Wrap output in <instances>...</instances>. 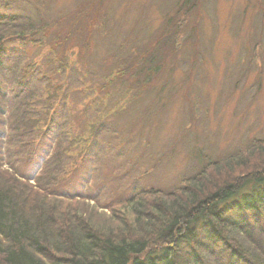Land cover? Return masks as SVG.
<instances>
[{"label":"trees","instance_id":"16d2710c","mask_svg":"<svg viewBox=\"0 0 264 264\" xmlns=\"http://www.w3.org/2000/svg\"><path fill=\"white\" fill-rule=\"evenodd\" d=\"M188 1L170 16L174 25L151 37L153 43L138 44V56L135 51L124 52L123 59L119 53L107 56L109 66L104 63L100 74L105 87L136 97L157 79L167 84L170 71L164 75L161 65L172 55L169 48L178 47L180 32L172 29L184 26L177 16ZM36 2L0 0V9L28 19L17 32L0 31V264H264V137L207 161L171 188H132L105 207L95 204L100 196L92 192L61 190L63 178L74 172L68 173L72 161L66 155L74 142L65 138L62 85L53 84L69 69L63 54L86 49L89 35L101 27V11L93 9L94 0H76L74 9L55 20L63 22L60 28L52 30V23L41 19L35 26L24 14L30 3L39 14ZM6 17L0 13L1 29L11 20ZM198 41L197 32L196 51ZM36 43L57 56L49 75L34 62ZM78 57L83 59L81 53ZM63 139L68 147L61 149ZM92 146L84 145L82 164L88 163ZM25 158L31 173H19ZM72 200L88 208L68 206Z\"/></svg>","mask_w":264,"mask_h":264},{"label":"rangeland","instance_id":"374dc122","mask_svg":"<svg viewBox=\"0 0 264 264\" xmlns=\"http://www.w3.org/2000/svg\"><path fill=\"white\" fill-rule=\"evenodd\" d=\"M94 1L93 9L101 11L97 15L101 27L89 35L86 49L78 53L71 48L63 54L69 69L59 72L61 82L53 84L62 85L68 110L65 138L74 142L68 147L67 139L61 141L72 161L68 173L74 170L63 178V192H92L100 196L95 204L105 207L132 188H171L207 161L264 137V0H189L177 16L184 26L172 29L180 32L178 47L169 48L172 55L165 56L161 65V73L170 71V79L166 85L164 78L155 80L150 88L155 87V92L148 89L136 97L132 92L121 97L114 87H105L101 67L109 66V54L119 53L122 58L124 52L135 51L138 56L140 42L153 43L151 37L174 25L169 18L183 0ZM36 3L39 14L31 9L32 3L24 14L32 17L35 26L41 19L44 25L52 23L53 30L63 24L55 20L74 9L76 0ZM13 12L0 9L11 18L3 21L0 31L17 32L28 21ZM32 47L39 71L49 75L51 67L57 68V56L49 46ZM88 143L93 150L88 163L82 164L80 156ZM18 166L19 173L32 171L26 158ZM73 200L68 204L72 208L88 204Z\"/></svg>","mask_w":264,"mask_h":264}]
</instances>
